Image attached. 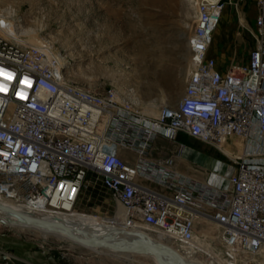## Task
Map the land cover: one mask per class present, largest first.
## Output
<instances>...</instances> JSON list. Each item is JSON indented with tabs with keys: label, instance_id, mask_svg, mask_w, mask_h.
I'll list each match as a JSON object with an SVG mask.
<instances>
[{
	"label": "built area",
	"instance_id": "2783aa9c",
	"mask_svg": "<svg viewBox=\"0 0 264 264\" xmlns=\"http://www.w3.org/2000/svg\"><path fill=\"white\" fill-rule=\"evenodd\" d=\"M254 3L255 47L246 64L222 70L209 50L226 0L194 2L182 93L152 113L132 89L96 91L71 80L51 39H26L0 10V200L66 211L94 180L126 210L128 224L161 234L163 247L209 240L214 264H264V0ZM156 135L233 144L230 187L178 170L173 157L183 144L153 157ZM210 223L214 240L205 234Z\"/></svg>",
	"mask_w": 264,
	"mask_h": 264
},
{
	"label": "rangeland",
	"instance_id": "374dc122",
	"mask_svg": "<svg viewBox=\"0 0 264 264\" xmlns=\"http://www.w3.org/2000/svg\"><path fill=\"white\" fill-rule=\"evenodd\" d=\"M0 10L9 12L15 27L30 41L51 39L67 75L80 85L96 91L132 89L142 104L156 100L173 105L182 93L194 0H0ZM255 16L254 0H226L209 50L220 69L247 63L255 47ZM180 143L183 153L173 157L176 168L217 187H230L237 147L226 143L223 153L184 135L169 141V147L178 149ZM128 158L135 155L128 153ZM118 208L111 194L92 180L72 213L105 219ZM204 229L214 240L216 226L210 223ZM133 259L153 262L142 255ZM125 260L116 253L71 244L48 231L0 223V264H124Z\"/></svg>",
	"mask_w": 264,
	"mask_h": 264
},
{
	"label": "bare ground",
	"instance_id": "6f19581e",
	"mask_svg": "<svg viewBox=\"0 0 264 264\" xmlns=\"http://www.w3.org/2000/svg\"><path fill=\"white\" fill-rule=\"evenodd\" d=\"M13 30L21 34L14 24ZM22 33L29 32L22 31ZM159 103L156 100L146 102L147 112H155ZM252 137L256 144L259 143L255 132ZM237 145L243 150L240 142H237ZM214 148L226 153L222 145ZM232 159L234 162V157ZM64 207L66 211L48 207L36 209L28 203L0 200V223L11 227L37 229L41 232L48 231L71 244H78L100 253H116L127 260H132L135 255H142V257H150L154 262L152 264H180V260L185 264H214L216 261L214 258L216 251L211 241L201 239L190 245L179 243L171 247L170 249L177 252L181 259L170 251L160 256L153 254L151 248L161 247L159 242L161 234L147 233L149 243L147 239H142L140 234L145 233L144 227L140 224H128V213L121 206L113 217L105 219L75 215L72 213L74 206L70 203H65ZM148 244L150 248L147 247ZM198 250L207 254L206 259H200L196 255Z\"/></svg>",
	"mask_w": 264,
	"mask_h": 264
},
{
	"label": "crops",
	"instance_id": "0c3cea01",
	"mask_svg": "<svg viewBox=\"0 0 264 264\" xmlns=\"http://www.w3.org/2000/svg\"><path fill=\"white\" fill-rule=\"evenodd\" d=\"M170 142H172V141H170ZM180 144L184 145V143H180ZM169 146H170L169 140L163 138L161 135H156V137L154 139V149L152 151V156L155 158H162V157L168 155L169 153L175 154L178 149H175V147L170 148ZM182 153H183V150H182L181 154ZM179 156H176V157H179ZM129 160L131 162L134 161V159H129ZM178 170H180V169H178ZM180 171H182V170H180Z\"/></svg>",
	"mask_w": 264,
	"mask_h": 264
},
{
	"label": "water",
	"instance_id": "95a60500",
	"mask_svg": "<svg viewBox=\"0 0 264 264\" xmlns=\"http://www.w3.org/2000/svg\"><path fill=\"white\" fill-rule=\"evenodd\" d=\"M6 210V209H4ZM140 236L142 237V239L146 240L147 239V242L149 243L148 241V236L146 233H141ZM78 241H81V239H78ZM148 248H150L149 244L147 245ZM153 254L157 255V256H160L161 254L163 253H166V252H172L175 256H177L178 258H180L179 254L177 252H175L174 250H171L170 248H166V247H163L161 246L160 248H151ZM181 259V258H180ZM180 264H185L184 262H181L180 260Z\"/></svg>",
	"mask_w": 264,
	"mask_h": 264
},
{
	"label": "snow or ice",
	"instance_id": "6c2138e0",
	"mask_svg": "<svg viewBox=\"0 0 264 264\" xmlns=\"http://www.w3.org/2000/svg\"><path fill=\"white\" fill-rule=\"evenodd\" d=\"M0 90H2V89H0Z\"/></svg>",
	"mask_w": 264,
	"mask_h": 264
}]
</instances>
